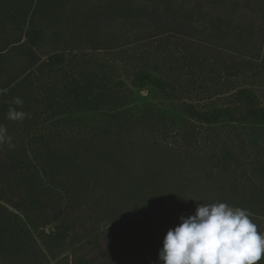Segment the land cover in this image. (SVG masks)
Masks as SVG:
<instances>
[{"label": "trees", "instance_id": "trees-1", "mask_svg": "<svg viewBox=\"0 0 264 264\" xmlns=\"http://www.w3.org/2000/svg\"><path fill=\"white\" fill-rule=\"evenodd\" d=\"M80 1L90 12L89 22L64 31L49 52L44 45L35 49L9 42L0 33V124L14 145H0V264H12L13 251L24 253L21 264H158L163 238L179 217L194 214L198 204L215 202L248 210L264 233V139L256 140L264 133V107L250 92L237 91L226 107L191 109L196 123L185 122L188 126L168 129L164 116L158 115L161 110L147 106L131 115L121 111L108 116L102 127L83 137L42 134L32 141L30 131L43 110L21 88L27 73L39 65L37 50L46 57L57 51L143 45L137 57H127L126 78L137 88L154 86L165 98H174L177 91L169 82L148 72L159 54L201 73L215 64L226 71L251 70L259 60L264 64V0H185L179 9L188 23L179 20L169 26L149 21L134 25L127 17L111 18L101 0ZM169 48L184 51L181 62L165 54ZM95 87L96 81L88 77L82 93L77 89L71 94L90 111L123 106L128 99L125 95L121 102L117 91L96 93ZM16 97L22 99V107L12 105ZM10 106L28 117L8 120ZM145 130L152 136H142ZM176 158L177 165L160 164ZM56 187L69 188L85 200L68 207ZM131 189L139 192L135 204L142 200L140 193L151 197L155 213L130 221L145 237L125 242L121 238L128 222H119L122 218L110 206L126 199ZM18 217L55 225L56 232L41 230L38 239L30 237ZM258 264H264V257Z\"/></svg>", "mask_w": 264, "mask_h": 264}, {"label": "rangeland", "instance_id": "rangeland-1", "mask_svg": "<svg viewBox=\"0 0 264 264\" xmlns=\"http://www.w3.org/2000/svg\"><path fill=\"white\" fill-rule=\"evenodd\" d=\"M185 0H101L106 13L113 19L127 17L134 25L146 21L157 26L173 25L177 21L187 24L182 17L179 5ZM116 15V16H113ZM90 12L80 0H0V33L6 34L7 41H17L26 47L45 46V51H51L57 45L64 31L72 30L80 23L89 22ZM143 45H136L114 51H57L46 57L38 56L39 65L32 68L22 81V91L39 101L43 110L41 117L37 118L36 126L30 131L29 138L34 141L42 134H60L71 139L86 136L90 129L102 127L108 116H118L121 111L128 115L134 114L136 109L142 110L147 106H156L161 110L167 128L180 127L186 123H196L190 116L193 109L200 112L217 107H226L234 99L237 91H248L253 94L264 107V64L263 60L256 61V67L251 70L226 71L215 64L211 71H204L175 65L172 59H161L162 55L154 58L153 68L148 72L154 74L156 79L169 82L177 91L174 98H165L154 86L137 88L125 75L127 57L138 56L144 50ZM184 51L181 48H169L166 55L174 54L181 62ZM128 69V68H127ZM91 77L96 81V93L99 91H117L118 97H128L123 106H102L101 110L90 111L75 101L73 91L79 89L82 93L85 79ZM78 91V90H77ZM192 109V110H191ZM138 115V114H137ZM191 125V124H189ZM193 125V124H192ZM188 126V125H187ZM197 126V125H195ZM152 132L145 130L142 136L149 137ZM152 136V135H151ZM153 137H157L154 134ZM264 139L259 135L256 140ZM159 157V155H158ZM160 162L179 164L180 159L173 162ZM157 170L161 172L159 165ZM162 180H159L162 185ZM150 183L148 188L151 189ZM56 192L63 197L65 205L81 203L84 197L73 195L69 188L56 187ZM151 192V191H150ZM134 189L129 192L126 199H118L110 207L122 218L119 222H128V231L121 239L132 241L143 236V229L130 223L135 219L152 217L155 209L151 205V197L141 194ZM114 215V214H112ZM138 218H134L137 217ZM17 222L28 236L38 239L39 231L48 235L55 234V225H42L39 222H30L28 219L18 217ZM103 228V226H101ZM27 232L23 231V235ZM22 235V236H23ZM95 243L94 237H88ZM120 249L129 247L121 246ZM24 249V248H23ZM142 251H146L143 246ZM12 264H21V251H13ZM69 260L71 253H68ZM71 264V261H70Z\"/></svg>", "mask_w": 264, "mask_h": 264}, {"label": "clouds", "instance_id": "clouds-1", "mask_svg": "<svg viewBox=\"0 0 264 264\" xmlns=\"http://www.w3.org/2000/svg\"><path fill=\"white\" fill-rule=\"evenodd\" d=\"M12 105L22 107L16 97ZM28 113L10 106L6 118L22 121ZM13 148L12 137L0 124V145ZM264 257V233L251 219V213L223 202L198 204L194 214L179 217L158 251V264H258Z\"/></svg>", "mask_w": 264, "mask_h": 264}]
</instances>
